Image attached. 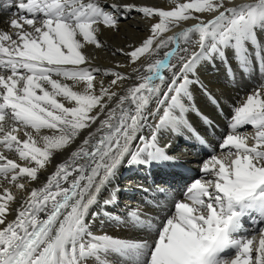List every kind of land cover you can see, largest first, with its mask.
Instances as JSON below:
<instances>
[{"label": "snow or ice", "instance_id": "1", "mask_svg": "<svg viewBox=\"0 0 264 264\" xmlns=\"http://www.w3.org/2000/svg\"><path fill=\"white\" fill-rule=\"evenodd\" d=\"M169 3L0 0V264H264V83L162 218L117 212L122 168L175 163L161 140L208 94L201 68L264 76V0ZM133 13L147 35L111 50L127 63L93 66Z\"/></svg>", "mask_w": 264, "mask_h": 264}, {"label": "bare ground", "instance_id": "2", "mask_svg": "<svg viewBox=\"0 0 264 264\" xmlns=\"http://www.w3.org/2000/svg\"><path fill=\"white\" fill-rule=\"evenodd\" d=\"M136 2L165 9L173 6L169 0H136ZM8 19V14L0 12V28L7 29ZM147 32L148 28L144 19L135 13L127 19H122L118 33L105 32L102 37L108 47L100 50L94 47L89 48V54L94 57L93 66L105 69L114 68L117 63L126 64L127 60L123 55L113 56L111 50L116 47H127L129 43H138L147 35ZM233 68L236 73L234 79L226 75L222 64L217 63L215 67L207 65L201 68L200 79L207 88L208 94L199 87L194 88V109L186 114L189 127L178 133H168L161 140L162 145L169 146L167 150L175 158V163L163 167L122 168L115 181L120 189L117 193L119 205L117 212L139 207L154 219L162 218L167 209L173 206V198H182L186 185L202 176L200 167L203 162L212 154H220L218 145L229 130L228 125L231 122L234 106L264 83V76L261 75L258 67L254 72L249 73L242 72L236 68L235 64ZM98 76L106 81L108 79L103 76V73ZM240 131L250 133L252 128L245 126ZM60 160L61 157H57V162ZM127 168L130 171L133 170V173H123L127 171ZM136 183L141 186V189L138 187L133 190ZM13 218L14 214L9 216V219ZM248 226L245 220V227ZM99 231L128 237L134 235L137 230L106 224ZM140 234L143 235L142 232Z\"/></svg>", "mask_w": 264, "mask_h": 264}]
</instances>
